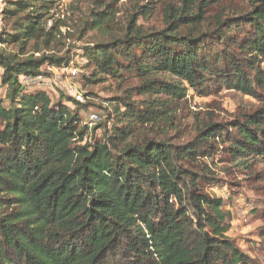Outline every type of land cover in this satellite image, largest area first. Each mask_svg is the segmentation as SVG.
Masks as SVG:
<instances>
[{"label": "trees", "instance_id": "1", "mask_svg": "<svg viewBox=\"0 0 264 264\" xmlns=\"http://www.w3.org/2000/svg\"><path fill=\"white\" fill-rule=\"evenodd\" d=\"M79 49L85 85L138 82L91 126L20 82L75 69ZM0 71V264L253 263L200 183L205 159L264 158V108L190 125L172 106L263 101L264 0H0Z\"/></svg>", "mask_w": 264, "mask_h": 264}, {"label": "rangeland", "instance_id": "2", "mask_svg": "<svg viewBox=\"0 0 264 264\" xmlns=\"http://www.w3.org/2000/svg\"><path fill=\"white\" fill-rule=\"evenodd\" d=\"M60 1L67 5L71 0ZM77 46L82 47L79 44ZM72 54L77 76L71 78L69 70H46L48 76L55 79L54 88L49 90V95L52 102L56 103L62 93L64 98L61 102L71 110H74V105L67 102L68 97L70 99L79 95L84 109L77 110L78 117L82 123L91 126L93 123L90 116L102 117L101 108H105L112 98L123 95L127 88L136 87L138 82L124 74L120 80L108 78L94 85H85L82 77L90 78L91 69H82L84 62L80 49L74 50ZM4 94L5 88L0 85V98ZM132 99L138 100L139 97L133 93ZM262 100L257 101L227 90H213L209 96L199 97L189 90L185 103H175L172 109L176 115L183 114L185 123L190 125L208 122L210 118L225 123L232 121L240 113L264 108V95ZM99 135L100 132L97 131L95 138ZM204 161L216 179L201 182L202 192L223 201V209L229 212L231 220L227 237L244 256L253 261L252 264H264V240L259 237L264 225V158L250 157L244 165H239L240 161L220 159L219 156L213 159V163L206 159Z\"/></svg>", "mask_w": 264, "mask_h": 264}, {"label": "built area", "instance_id": "3", "mask_svg": "<svg viewBox=\"0 0 264 264\" xmlns=\"http://www.w3.org/2000/svg\"><path fill=\"white\" fill-rule=\"evenodd\" d=\"M66 70V69H63ZM69 70V69H68ZM66 70V71H68ZM71 78L76 77L77 71L76 69L69 70ZM54 77H45V76H37V77H21L20 82L26 89L38 88L40 90L48 91L54 88ZM76 101L82 102V98L79 95L73 97ZM91 123H95L98 121V117L96 115L90 116Z\"/></svg>", "mask_w": 264, "mask_h": 264}]
</instances>
